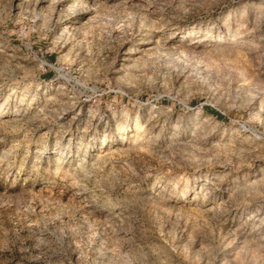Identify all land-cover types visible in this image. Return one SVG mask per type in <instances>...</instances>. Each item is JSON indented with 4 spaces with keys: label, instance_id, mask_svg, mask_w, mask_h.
Listing matches in <instances>:
<instances>
[{
    "label": "rangeland",
    "instance_id": "rangeland-1",
    "mask_svg": "<svg viewBox=\"0 0 264 264\" xmlns=\"http://www.w3.org/2000/svg\"><path fill=\"white\" fill-rule=\"evenodd\" d=\"M0 264H264V0H0Z\"/></svg>",
    "mask_w": 264,
    "mask_h": 264
}]
</instances>
